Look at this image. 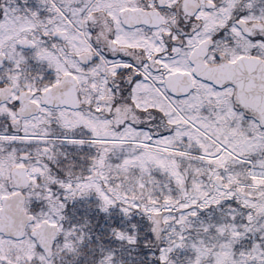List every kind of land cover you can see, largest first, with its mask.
<instances>
[{
    "label": "snow or ice",
    "instance_id": "1",
    "mask_svg": "<svg viewBox=\"0 0 264 264\" xmlns=\"http://www.w3.org/2000/svg\"><path fill=\"white\" fill-rule=\"evenodd\" d=\"M0 264H264V0H0Z\"/></svg>",
    "mask_w": 264,
    "mask_h": 264
}]
</instances>
